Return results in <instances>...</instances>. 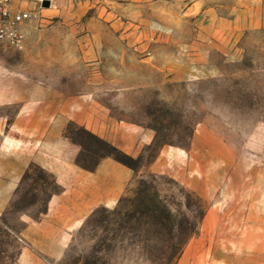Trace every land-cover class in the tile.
<instances>
[{
	"label": "rangeland",
	"instance_id": "1",
	"mask_svg": "<svg viewBox=\"0 0 264 264\" xmlns=\"http://www.w3.org/2000/svg\"><path fill=\"white\" fill-rule=\"evenodd\" d=\"M0 264H264V0H54L0 45Z\"/></svg>",
	"mask_w": 264,
	"mask_h": 264
},
{
	"label": "crops",
	"instance_id": "2",
	"mask_svg": "<svg viewBox=\"0 0 264 264\" xmlns=\"http://www.w3.org/2000/svg\"><path fill=\"white\" fill-rule=\"evenodd\" d=\"M131 176L128 168L113 161H104L95 173L88 175L84 190L73 199L78 216L84 209L90 210L100 204H115Z\"/></svg>",
	"mask_w": 264,
	"mask_h": 264
},
{
	"label": "built area",
	"instance_id": "3",
	"mask_svg": "<svg viewBox=\"0 0 264 264\" xmlns=\"http://www.w3.org/2000/svg\"><path fill=\"white\" fill-rule=\"evenodd\" d=\"M45 0H0V45H20L25 28L45 8ZM50 6L54 0H50Z\"/></svg>",
	"mask_w": 264,
	"mask_h": 264
},
{
	"label": "water",
	"instance_id": "4",
	"mask_svg": "<svg viewBox=\"0 0 264 264\" xmlns=\"http://www.w3.org/2000/svg\"><path fill=\"white\" fill-rule=\"evenodd\" d=\"M50 0H45L44 2H43V6L44 7H50Z\"/></svg>",
	"mask_w": 264,
	"mask_h": 264
},
{
	"label": "trees",
	"instance_id": "5",
	"mask_svg": "<svg viewBox=\"0 0 264 264\" xmlns=\"http://www.w3.org/2000/svg\"><path fill=\"white\" fill-rule=\"evenodd\" d=\"M121 162H123V163H126L125 161H121ZM129 165V164H128ZM130 167H132L131 165H129Z\"/></svg>",
	"mask_w": 264,
	"mask_h": 264
}]
</instances>
